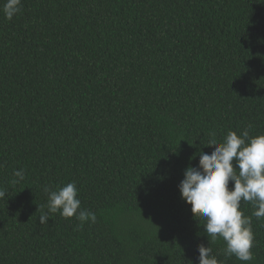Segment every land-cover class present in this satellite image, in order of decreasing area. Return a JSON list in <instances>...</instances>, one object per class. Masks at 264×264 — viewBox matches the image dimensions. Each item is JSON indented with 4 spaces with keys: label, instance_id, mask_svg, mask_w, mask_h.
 I'll return each instance as SVG.
<instances>
[{
    "label": "trees",
    "instance_id": "1",
    "mask_svg": "<svg viewBox=\"0 0 264 264\" xmlns=\"http://www.w3.org/2000/svg\"><path fill=\"white\" fill-rule=\"evenodd\" d=\"M248 125L264 134V0H21L12 20L0 11V264H199L200 244L222 264H264L252 203L240 210L254 259L242 262L208 240L178 188L210 139ZM70 182L96 222L57 212L41 224L45 186Z\"/></svg>",
    "mask_w": 264,
    "mask_h": 264
},
{
    "label": "clouds",
    "instance_id": "2",
    "mask_svg": "<svg viewBox=\"0 0 264 264\" xmlns=\"http://www.w3.org/2000/svg\"><path fill=\"white\" fill-rule=\"evenodd\" d=\"M0 11L12 20L21 11V0H4ZM251 127L248 125L240 134L229 130L221 142L210 139L206 146H214L212 152L199 151L198 166L190 164L178 185L181 199L191 205L193 216L204 219L202 226L208 240H223L224 256H235L242 262L254 259V234L251 218L240 210L241 203H252L255 209L252 215L258 220L264 218V134L250 135ZM13 176L12 183L17 184L24 179V172L15 170ZM44 191L48 197L47 212L39 217L41 224L57 212L63 218L75 216L81 228L86 222H96L95 213L81 209L75 182L58 190L45 186ZM6 195V190L0 188V199ZM197 250L199 264H222L210 246L200 244Z\"/></svg>",
    "mask_w": 264,
    "mask_h": 264
}]
</instances>
